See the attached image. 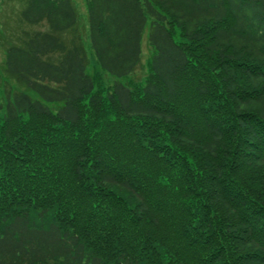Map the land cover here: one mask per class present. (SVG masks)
Masks as SVG:
<instances>
[{
    "label": "trees",
    "instance_id": "1",
    "mask_svg": "<svg viewBox=\"0 0 264 264\" xmlns=\"http://www.w3.org/2000/svg\"><path fill=\"white\" fill-rule=\"evenodd\" d=\"M83 1L5 50L0 264H264V0Z\"/></svg>",
    "mask_w": 264,
    "mask_h": 264
},
{
    "label": "rangeland",
    "instance_id": "2",
    "mask_svg": "<svg viewBox=\"0 0 264 264\" xmlns=\"http://www.w3.org/2000/svg\"><path fill=\"white\" fill-rule=\"evenodd\" d=\"M71 1L80 18L83 19V17L85 16L84 1ZM22 3L23 0H0V118L3 115V106L5 104L7 95L18 90L15 84L11 80H9L3 73L6 48L15 42V36L19 34V30H46V27L43 25L31 27L20 23V21L18 20V16L22 8ZM84 42H87L86 36L84 37ZM140 54V67L135 71V73L130 77V79L126 80L125 83L131 82L133 84H142L144 82L145 77L147 76V63L151 55V50L148 47L146 41V30L142 36V40L140 43ZM89 65L90 73L93 74L94 72H96V66L92 62L91 57L89 59ZM101 77L104 84H110V78L108 79L104 75Z\"/></svg>",
    "mask_w": 264,
    "mask_h": 264
}]
</instances>
